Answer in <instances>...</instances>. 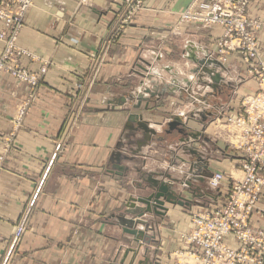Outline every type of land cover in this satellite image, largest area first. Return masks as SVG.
<instances>
[{
    "label": "crops",
    "instance_id": "0c3cea01",
    "mask_svg": "<svg viewBox=\"0 0 264 264\" xmlns=\"http://www.w3.org/2000/svg\"><path fill=\"white\" fill-rule=\"evenodd\" d=\"M191 1L146 0L112 43L120 0H35L19 46L35 56L23 60L26 68L48 69L19 128L13 121L31 89L9 75L0 79V264H181L176 252L194 250L181 237L191 230L192 214L225 204L229 186L223 182L210 193L209 178L200 182L191 166L199 167L195 174H214L240 165L210 129L240 115L242 100L258 84L239 54L217 68L222 81L216 90L209 76L193 73L191 58L214 53L223 30L180 25L178 12ZM248 12L264 20V0H253ZM258 40L264 60V28ZM145 88L168 94L152 98ZM133 115L156 131L142 149L144 132L134 130L139 119L129 123ZM151 180L167 182L192 205L166 203L165 212L158 209L163 215H126L132 199L156 193ZM36 193L28 230L8 258ZM122 215L155 225L144 237L155 241L140 249L124 232ZM253 219L264 229V195ZM227 244L239 247L231 238Z\"/></svg>",
    "mask_w": 264,
    "mask_h": 264
},
{
    "label": "built area",
    "instance_id": "2783aa9c",
    "mask_svg": "<svg viewBox=\"0 0 264 264\" xmlns=\"http://www.w3.org/2000/svg\"><path fill=\"white\" fill-rule=\"evenodd\" d=\"M33 1L0 0V21L4 25L0 33L4 47L0 55V78L7 73L22 83L36 86L38 77L19 66L20 59L30 54L18 45L25 15ZM137 1L141 6L143 0ZM250 1L192 0L181 13V19L205 26H222L225 36L219 42L221 52L239 51L248 63H254L259 57L255 31L264 23L247 17ZM249 71L264 86V63L252 64ZM243 104L244 115L231 122L236 128L233 144L246 156L242 163L244 175L235 180L224 207L194 216L192 230L186 236L188 244L201 250L189 253L194 264H264V230H256L252 225V216L264 195V89L258 95L247 96ZM224 180L223 173H216L210 183L219 188ZM27 230L28 215L16 230L10 253ZM230 236L242 244L240 249L226 244Z\"/></svg>",
    "mask_w": 264,
    "mask_h": 264
},
{
    "label": "rangeland",
    "instance_id": "374dc122",
    "mask_svg": "<svg viewBox=\"0 0 264 264\" xmlns=\"http://www.w3.org/2000/svg\"><path fill=\"white\" fill-rule=\"evenodd\" d=\"M252 1L253 0H251L250 2H249V4H248V6H247V11H246V15H247V17L250 19V20H253V21H258V22H261V23H264V20H262V19H254V18H251L250 17V15H249V12H248V8H249V5L252 3ZM34 2H35V0L33 1V5H34ZM145 2H146V0H143L142 1V4H141V6L140 5H138V1L137 0H130V2L129 3H127V0H120V4H119V6H120V8H119V11H118V16H119V19H118V22H117V26H116V28H115V30H114V32H113V35H112V39H111V41H112V43H115V42H117L118 41V39L120 38V35L125 31V29L132 23V21H133V19L135 18V16L138 14V13H140L141 11H143L144 9H145ZM192 2V1H191ZM191 4V3H190ZM189 4V5H190ZM33 5L29 8V10L33 7ZM137 6H140V8L138 9L137 8ZM189 7V6H188ZM187 7V8H188ZM186 8V9H187ZM29 10L27 11V13L29 12ZM183 11H185V9L184 10H182V11H179L178 12V15H179V18H180V22H179V24L180 25H184V24H193V25H199V26H202V27H204V28H214V27H218V28H221L222 30H223V34H222V36L220 37V38H218L217 40H216V51L214 52V53H212V54H210L209 56L211 57V58H214V59H216V60H218L219 62H221L222 64L224 63H227V61H228V57L231 55V54H239L240 55V57H241V59L243 60V62L248 66V68H247V73H248V75L252 78V79H255L256 80V82H257V84H258V90H257V92L255 93V94H253V95H258V94H260V93H262L263 92V89H264V86H263V84L260 82V80L257 78V77H254L252 74H250V71H249V68L251 67V65L252 64H254V63H259V62H263L264 63V60H262L261 58H260V50H259V40H258V33L260 32V30H262L263 28H264V25L259 29V30H257V31H255V36H256V38H257V42H258V55H259V57H258V60L257 61H255L254 63L253 62H251V63H248L246 60H245V58H244V55L243 54H241V52H239V51H228V52H226V53H222L221 52V50H220V48H219V42L224 38V36H225V29L222 27V26H220V25H213V26H205V25H203V24H200V23H193V22H188V21H185V20H183V19H181V13L183 12ZM27 13H26V15H25V19H26V16H27ZM25 19H24V27H25ZM1 22V21H0ZM2 23V22H1ZM3 24V23H2ZM24 29V28H23ZM4 30V25H3V29H2V31ZM1 31V32H2ZM23 31V30H22ZM0 32V33H1ZM22 33V32H21ZM20 36H21V34H20ZM19 39H20V37H19ZM1 42V41H0ZM2 43V42H1ZM3 45V44H2ZM18 45H19V41H18ZM22 48V47H21ZM4 49V47H2V49H1V52H2V50ZM24 49V48H23ZM25 51H27L29 54H30V56H25V57H22L21 59H20V62H19V66L21 67V68H23V69H25V70H28V71H30L31 73H33L34 75H36L37 77H38V80H39V84L38 85H36V86H33V85H30V84H27V83H22V82H20V81H18L17 79H15L13 76H11L10 74H4V75H9V76H11L12 78H14L16 81H18V82H20L21 84H25L26 86H28L30 89H31V94H30V97L28 98V101L26 102V103H24V106L19 110V112H18V114H17V116H16V118L14 119V121H13V123H14V125L16 126V127H20L22 124H23V122H24V119H25V117H26V113H27V110H28V108H29V106H30V104H31V101H33L34 99H35V92H36V90L39 88V86H40V84H41V82H42V80H43V78H44V76L46 75V73H47V69H48V64H45L42 68H41V72H34V71H31L30 69H28V68H26L25 66H24V64H23V60L25 59V58H27V59H31V60H35V56L31 53V52H29L28 50H26V49H24ZM1 52H0V55H1ZM3 76V75H2ZM1 76V77H2ZM1 79V78H0ZM248 96H250V95H248ZM247 96H245V98H246ZM245 98L242 100V113L240 114V115H238L237 117H235V118H227V119H225V120H221L216 126H214L213 127V129H210L211 131H213V133H214V135H216V137L222 142V143H224V145L226 146V148H228L229 150H231L230 152L232 153V154H234V155H236V156H238L240 159H241V163H240V165H238V166H234L233 168H230V172L229 173H226V172H222L224 175H225V180H224V183L226 184V185H228L229 187H228V189H229V192H228V194L226 195V197H227V200H228V197H229V195H230V192H231V187L233 186V184H234V182H235V180H240L242 177H243V175H244V173H243V171H242V163H243V161H245V158H246V156H245V154H244V152H242L241 150H238L237 149V144H233V143H236L235 141H234V134L236 133V128L233 126V125H235V124H233L232 122H231V119L232 120H234V119H236V118H238V117H240V116H242V115H244V100H245ZM113 103V102H112ZM113 106H115V105H113ZM22 112H24V114L23 115H21L22 114ZM75 118H77V117H75ZM155 131V130H154ZM211 131H209V132H211ZM218 131H220V132H218ZM156 132V131H155ZM218 133V134H217ZM231 135V137L232 138H229V136ZM155 136V135H154ZM61 147H62V145H58V147L56 148V153L54 154V156H53V158H52V161H51V163H50V165L51 164H53V161L55 160V158H56V156H57V153L61 150ZM235 158V157H234ZM0 160H2V158H0ZM229 162V161H228ZM228 162H226V163H228ZM192 167V166H191ZM190 171H191V169H190ZM263 172H264V169H263ZM216 173H214V174H212V177L211 178H209V190H210V193L211 192H213V189H223L224 187H223V183H222V186L221 187H219V188H214L212 185H211V183H210V181H211V179L214 177V175H215ZM264 175V174H263ZM178 181V180H177ZM187 182H185V184H186ZM42 185H43V181L40 183V186H39V189L38 190H40V188L42 187ZM191 187H193V185L191 186ZM190 187V188H191ZM183 194V193H182ZM152 195V194H151ZM37 196H38V193H36L35 194V196L33 197V199H32V201L30 202V204H29V208H28V210L25 212V214L22 216V218H21V220H20V222L18 223V225H17V227H16V229H15V232H14V236H13V241H14V239H15V234H16V230H17V228H18V226L20 225V223L22 222V220L28 215V219H29V216H30V211H31V209L34 207V205H35V202H36V199H37ZM184 196V195H183ZM149 197V196H148ZM185 197V196H184ZM144 198H147V197H144ZM186 198V197H185ZM134 199H137V198H134ZM188 199V198H187ZM189 200V199H188ZM190 201V200H189ZM225 200H224V198H222V203L224 202ZM191 202V201H190ZM33 203V204H32ZM130 203H131V201H130ZM129 203V204H130ZM137 203H139V202H137ZM137 203H136V205H137ZM227 203V202H226ZM226 203L225 204H223V205H221V206H219L218 208H216V209H210V210H206V211H200V212H195V213H193L192 214V218H191V230H192V224H193V218H194V216L196 215V214H201V213H204V212H214V211H216V210H218V209H220V208H222V207H224L225 205H226ZM260 204V203H259ZM174 205V204H173ZM191 205H192V202H191ZM144 207H145V205H144ZM213 207V206H212ZM209 208H211L210 206H209ZM208 208V209H209ZM167 210V209H166ZM256 211H257V209H256ZM256 211L254 212V214L256 213ZM163 212H165V211H163ZM254 214H253V216H252V225L254 226V219H253V217H254ZM139 224H142L143 225V227L144 228H142V229H139V230H144L146 233L147 232H154L155 231V225H152V224H150V223H139ZM145 225H147V226H149L147 229H145L146 227H145ZM254 229H256V230H261L262 228H257V227H255L254 226ZM190 230V231H191ZM262 230H264V229H262ZM190 231L189 232H187V233H185V234H182V238H183V240H185V242L188 244V242H187V238H186V236L190 233ZM146 233H145V236H146ZM23 237L24 236H22V238H21V240L23 239ZM229 238H231V239H233L234 240V238L233 237H227L226 238V244H227V240L229 239ZM20 240V241H21ZM135 240V239H134ZM147 240V242H145L143 245H140L138 242V245L140 246V249L145 245V244H150L151 243V241H155V238H154V236H152V238H151V240L149 241L148 240V238L147 239H145V241ZM13 241H12V244H13ZM19 241V242H20ZM235 241V240H234ZM18 242V243H19ZM238 245H239V247L238 248H234V249H240L241 248V246H242V244L241 243H238L237 241H235ZM17 243V244H18ZM12 244H11V246H12ZM16 244V245H17ZM189 246H191V248H194V250L192 249V250H189V251H187V252H185V251H178V252H176V254H177V260L180 262V260H181V264H194L195 262H194V259L193 258H191L190 256H189V253L190 252H195V251H198V252H201V250H199L198 248H196V247H194V246H192V245H190V244H188ZM228 245V244H227ZM229 247H231L230 245H228ZM16 247V246H15ZM231 248H233V247H231ZM10 249H11V247H10ZM10 249H9V252H8V258L12 255V253L14 252V250L10 253ZM15 249V248H14ZM139 252L140 250H138V249H136V250H134V249H130V252ZM126 262V261H125ZM130 264H134V263H130Z\"/></svg>",
    "mask_w": 264,
    "mask_h": 264
},
{
    "label": "water",
    "instance_id": "95a60500",
    "mask_svg": "<svg viewBox=\"0 0 264 264\" xmlns=\"http://www.w3.org/2000/svg\"><path fill=\"white\" fill-rule=\"evenodd\" d=\"M191 60L197 65V68L193 70L194 74H198L199 78H203L205 76H209L212 83L210 86L216 90L218 88V85L222 81V76L221 74L217 71V68H224V65L219 62L218 60L211 58L210 56H207L203 59L199 58H191ZM188 82V81H187ZM144 92L149 94L152 98L155 96H164L168 94L167 91L162 92L159 94V92L156 94V91L150 89V88H145ZM139 100H143L144 96L143 94H139ZM118 103V102H117ZM116 102H113V105H115ZM138 122V127L134 128L135 131L137 130H142L144 132V140L142 142L138 143V146L142 149V147L147 146L153 139V136L156 135V132L148 127L146 123H144L139 116L133 115L130 116L129 118V123L132 122ZM177 120L174 121V123H179L181 119H175ZM172 126V124L170 125ZM131 129V128H130ZM202 134L198 133L192 138L198 139ZM115 157L118 159L119 154H116ZM116 159V160H117ZM198 169L199 167L197 166H192L191 167V174L199 176V181L204 182L206 178H211L212 173L210 172H199L195 174V170ZM151 187L156 190V193L150 195L147 198H137V199H132L131 203L127 206V211L126 215H137L139 214L140 217L144 216L147 213H156L157 215H163V212H158V209L160 211H166V203L174 204V205H180V206H190L191 202L183 196V194H177L176 192H172L170 190V186L167 182H162L161 184L158 182H154L151 180ZM187 186L191 187L193 185L192 182H187ZM139 202L143 205H145V208H142V210L138 211L136 209V203ZM126 215L120 216L119 222L124 226V232L132 235L135 239L136 242H138L140 245H143L146 241H144L145 237V231L144 230H139L137 228L139 223H136L132 220H128L126 218ZM145 229H147L149 226L145 225ZM125 261H121L120 264H125ZM116 264V263H115Z\"/></svg>",
    "mask_w": 264,
    "mask_h": 264
}]
</instances>
